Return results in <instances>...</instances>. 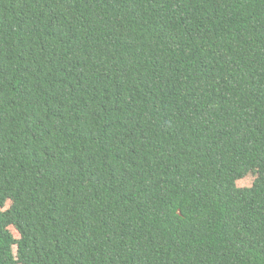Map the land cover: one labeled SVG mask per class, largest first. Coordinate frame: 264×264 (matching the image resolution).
<instances>
[{"label": "trees", "instance_id": "1", "mask_svg": "<svg viewBox=\"0 0 264 264\" xmlns=\"http://www.w3.org/2000/svg\"><path fill=\"white\" fill-rule=\"evenodd\" d=\"M0 264H264V0H0Z\"/></svg>", "mask_w": 264, "mask_h": 264}]
</instances>
